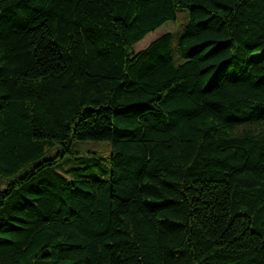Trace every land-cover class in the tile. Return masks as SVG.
<instances>
[{"label": "trees", "instance_id": "1", "mask_svg": "<svg viewBox=\"0 0 264 264\" xmlns=\"http://www.w3.org/2000/svg\"><path fill=\"white\" fill-rule=\"evenodd\" d=\"M0 176V264H264V0H0Z\"/></svg>", "mask_w": 264, "mask_h": 264}, {"label": "rangeland", "instance_id": "2", "mask_svg": "<svg viewBox=\"0 0 264 264\" xmlns=\"http://www.w3.org/2000/svg\"><path fill=\"white\" fill-rule=\"evenodd\" d=\"M186 21V11H179L174 21H168L156 28L154 31L147 33L140 41L133 45V51H137L145 47L151 40L164 32L172 33V45L177 42L178 37L184 30ZM251 125L250 128H253ZM246 128L239 127V129ZM53 151V150H52ZM51 151V152H52ZM71 151L75 154L65 153L61 161L57 165V169L61 172H68L73 166L83 163L84 159L91 162V167L97 171L107 175L109 170V143L106 140H79L75 142ZM87 157V158H86ZM7 181V178L0 176V188Z\"/></svg>", "mask_w": 264, "mask_h": 264}]
</instances>
